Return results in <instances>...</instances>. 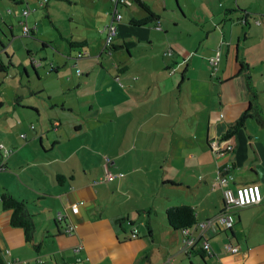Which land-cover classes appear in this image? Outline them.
<instances>
[{"label": "crops", "instance_id": "crops-1", "mask_svg": "<svg viewBox=\"0 0 264 264\" xmlns=\"http://www.w3.org/2000/svg\"><path fill=\"white\" fill-rule=\"evenodd\" d=\"M15 1L2 5L18 26L2 16L0 32L10 34L2 52L10 57L9 45L22 47L30 65L38 50L54 55L42 71L48 88L38 86L28 96L42 91L46 106L16 97L19 111L5 110L11 115L0 135V195L26 201L39 246L10 224L12 210L0 202L2 259L264 264V0H128L118 6L122 18L110 55L104 26L112 0H53L62 2L63 12L44 0ZM56 15L70 23L65 32ZM34 24L24 35V25ZM217 51L213 69L209 58ZM107 63L112 68L106 70ZM39 68L34 72L41 80ZM5 100L0 92V107ZM247 110L245 125L223 138ZM106 121H112L107 134ZM89 122L92 138L84 127ZM122 167L129 179L117 177ZM224 167L233 175L231 188L257 183L262 200L225 209L214 183ZM110 173L114 178L103 181ZM180 205L195 211L188 249L165 215ZM218 216L232 218V227Z\"/></svg>", "mask_w": 264, "mask_h": 264}, {"label": "rangeland", "instance_id": "rangeland-1", "mask_svg": "<svg viewBox=\"0 0 264 264\" xmlns=\"http://www.w3.org/2000/svg\"><path fill=\"white\" fill-rule=\"evenodd\" d=\"M5 2H6V4L11 5L16 1L15 0H0V12H1L0 23L2 22L1 18L3 15H5V17L10 16L11 17L10 20L12 22H14L16 27H18L17 26V17H15L12 14L11 15L6 14V9H8V8H5L2 6L5 4ZM45 2L54 3V5H56L55 7L57 8V10H59V12H63V10H64V8L62 6V2H57V1H53V0H44L43 3H45ZM57 5H60V6H57ZM65 8L67 9V7H65ZM41 11H43V9H41ZM57 16H59L60 22H57L56 24L57 25L60 24L61 28H63L61 30L63 32H65V30H67L65 28H67L70 25V23H68L67 19H65L64 16L56 15L55 18H57ZM43 23H45L46 26H48V24H49L47 19H45V18H44ZM5 33L7 36L5 35V38H3V36H2L3 33L0 32V39H1V41L5 39L4 41L8 42V40L10 39L9 30L7 29V31H6V29H5ZM56 36L60 40L58 35H56ZM23 39L28 41L29 46L34 45L33 50L40 49V43L38 41L33 42L32 39H27L25 37ZM0 46H1V44H0ZM9 46H10V48H9L10 57L6 53L0 51V71H1V74H0V92L4 95V97H6L8 99V100H5L2 107H0V135H1V130L3 128V124H4L3 120L8 119V117H9L8 115H11L10 112L5 111V110H9V106H11V109H16L17 112L19 111V110H17L18 109L17 106L13 107L15 98L16 97H22V98L25 97L24 99H22L24 101V104H27L28 102H34L33 104H38L41 107L43 105L46 106V102H45L44 97L43 98L41 97V95L44 94V93L42 94V91L41 92L38 91V92L34 93L32 97H28V96H30L31 89L33 90L34 88H37L38 86H45V85L49 84V83L45 82L46 77L43 76V72H42V71H44L43 67H40L38 69V71L40 73L42 72V78L40 80L37 78V75L35 74L34 68L32 67V65H30L28 61H27V63H24V61L26 62V60H27V52L25 50H18V49H22V47H18L15 44H11ZM40 58H43V57H42V54H40V51L38 50L37 52L34 53V59L38 60ZM10 59L13 60L14 63ZM8 61L11 63V65L8 64ZM44 62L45 61H43V63ZM23 65L25 66L26 71L24 70ZM105 65L107 67L106 70H108V67L112 68L108 63ZM3 66H5V67L7 66L6 71H5ZM46 73H47V70H46ZM47 80L49 81V77H47ZM45 87L48 88V86H45ZM52 90H54V89H52ZM89 90H90V92H92L93 88H90ZM49 92L53 93L52 91H49ZM84 92L87 93V91L81 89L80 93H84ZM74 98L75 97H72V99H74ZM108 109H110V108H108ZM44 111H46V110L44 109ZM48 111H49V113L52 112L51 114L55 113L54 108H52V109L48 108ZM33 118H34L33 122L36 123V115H34ZM22 120H24V119H22ZM106 120L109 121V119H106ZM45 121L48 123L47 118L45 119ZM107 121H106V123H104L105 124L104 125V128H105L104 133L105 134H107V132L109 131V126L112 123V121L108 122V123H107ZM95 124H96L95 122H92V126H94ZM84 127L87 131V138H92L95 136V134L93 133V129L91 127V122L87 123V125L85 123ZM80 139H81V137H80ZM82 139H83V136H82ZM2 140H3V138L0 137V141H2ZM96 156L97 155L94 152L91 157L93 158V160L98 162V159ZM123 163H125V161H123ZM69 165H70V163H69ZM120 170H122L121 171L122 175L117 176V177H124L123 180L129 179L128 172L124 169V167L120 168ZM17 173L18 172H15V174H17Z\"/></svg>", "mask_w": 264, "mask_h": 264}, {"label": "built area", "instance_id": "built-area-1", "mask_svg": "<svg viewBox=\"0 0 264 264\" xmlns=\"http://www.w3.org/2000/svg\"><path fill=\"white\" fill-rule=\"evenodd\" d=\"M128 0H112L110 15L111 20L104 26L105 31V48L104 50H108V47H110L113 39L116 36L117 33V23L121 20L122 15L119 12L118 6L126 4ZM129 3V2H128ZM23 13H27V10H25ZM36 25L34 24L32 28H29L27 25H24L23 28V34L29 35L30 32L33 31V28H35ZM158 29H160V26H157ZM107 53H110L108 50ZM169 53V52H168ZM78 56H82L81 53L78 54ZM219 60V52L217 51L213 56L209 58V62L213 69H216L217 63ZM22 137L24 135L22 134ZM3 144L0 143V148H3ZM120 176L122 173L119 174ZM114 178V175L107 174L105 175L104 180L111 181ZM233 180V175L228 172L227 168L224 167L216 175L214 183L216 185H219L222 189V200L224 208L227 209L231 206H247L252 204H257L262 200V192L261 188L257 183H249L237 186L235 188H231L229 186V182ZM78 204L72 205L71 209L73 212L78 211ZM218 221V223H222L226 226V228L232 227V218L230 217H224V216H218L215 217ZM134 232H137V229L134 230ZM183 234V244L185 246L184 249H188V247H191V245L194 242V239L190 237L189 235V228H185L181 232ZM134 235V234H133ZM205 248L208 247V243H205ZM79 249V247H78ZM229 250L231 252H237L238 249L236 246L229 245ZM7 254L10 255V251L7 250ZM16 259H4L2 264H15ZM22 264H26L25 262H22ZM65 264H71V263H65Z\"/></svg>", "mask_w": 264, "mask_h": 264}, {"label": "trees", "instance_id": "trees-1", "mask_svg": "<svg viewBox=\"0 0 264 264\" xmlns=\"http://www.w3.org/2000/svg\"><path fill=\"white\" fill-rule=\"evenodd\" d=\"M114 39L110 47H108V50L110 51V53L113 48ZM8 64L11 65L9 61H8ZM250 116H251L250 110H247L246 112H244L233 124H231L229 129L223 135V138H228L231 135L235 134L239 128L245 125L247 118ZM56 180L58 182H62V177H60V175H56ZM0 202H1V207L3 209L12 210L10 224L12 226L23 228L25 240L29 244H31L34 248H38L39 244L34 242V236H33L34 223H33L32 216L27 211L26 201L17 199L8 192H2L0 195ZM165 215H166V219H167V223L169 227H171L174 230L181 231V232L185 228H190L196 222L195 211L192 207L188 205L169 207L166 209ZM2 263H3V259L1 257V252H0V264Z\"/></svg>", "mask_w": 264, "mask_h": 264}, {"label": "water", "instance_id": "water-1", "mask_svg": "<svg viewBox=\"0 0 264 264\" xmlns=\"http://www.w3.org/2000/svg\"><path fill=\"white\" fill-rule=\"evenodd\" d=\"M0 44H1L0 51H2V49L4 48V45H3L2 41H1V39H0ZM57 51H58L57 49H54V52H57ZM40 54L45 55V56L43 58L38 59L39 61L36 60V59L32 60V64H33L32 67L34 68V70H36L37 67H45L47 62H49V63L53 62V61H50V60L53 59V55H54L53 52L52 53H48V51L46 49H44V50H40ZM110 54L111 53H109V55ZM43 61H45V62L43 63ZM4 69L6 71V67H4Z\"/></svg>", "mask_w": 264, "mask_h": 264}]
</instances>
